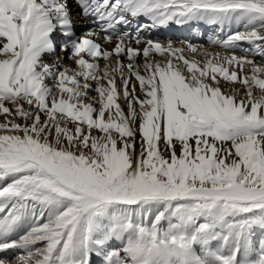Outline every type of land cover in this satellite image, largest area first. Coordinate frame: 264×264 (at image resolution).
<instances>
[{"label": "snow or ice", "instance_id": "obj_1", "mask_svg": "<svg viewBox=\"0 0 264 264\" xmlns=\"http://www.w3.org/2000/svg\"><path fill=\"white\" fill-rule=\"evenodd\" d=\"M0 117V264H264V0H0Z\"/></svg>", "mask_w": 264, "mask_h": 264}, {"label": "bare ground", "instance_id": "obj_2", "mask_svg": "<svg viewBox=\"0 0 264 264\" xmlns=\"http://www.w3.org/2000/svg\"><path fill=\"white\" fill-rule=\"evenodd\" d=\"M89 27H92V25L90 23H88L86 21H79L77 24V34L79 35V34L83 33ZM188 29H189L188 30L189 32H185L184 36L182 34L179 35L177 32H172V24H170L167 27H162V28H158V29H155V30H152L149 32H144V36H147L148 38H151L154 41H159V42L164 43V44L171 41L175 47H180L182 45V43L190 42L191 44H193L195 46H202L203 48L208 49L209 52H212V53L220 52L222 55L224 54L222 49L210 44L211 38H216V37L224 38V36H225V33L221 32L217 26L208 25V24L203 23V22H193V24L191 26H189ZM205 31H211L212 33H214L209 38L208 42L206 41L207 39L204 38V36L202 35V33H204ZM198 35H200V36H198ZM190 37H193V38L190 39ZM182 38H185V39H182ZM242 47H248V45L244 44V45H242ZM58 50L59 49H57V53L59 52ZM236 52H237V55L243 54L239 48L236 50ZM187 55L192 56L193 54L187 53ZM59 56L64 57L63 63L66 66H71L72 62L66 58V55L64 53H60ZM195 58L198 60L204 59V57L200 56V55L195 56ZM44 60H45V62L53 63V57L51 55L46 54L44 56ZM140 62L142 63L143 61H140ZM221 87H222V89L227 90L230 87V85L227 82L222 81ZM2 119H3V117H0V120H2Z\"/></svg>", "mask_w": 264, "mask_h": 264}, {"label": "rangeland", "instance_id": "obj_3", "mask_svg": "<svg viewBox=\"0 0 264 264\" xmlns=\"http://www.w3.org/2000/svg\"><path fill=\"white\" fill-rule=\"evenodd\" d=\"M59 51V50H58ZM57 55H60V53L58 52Z\"/></svg>", "mask_w": 264, "mask_h": 264}]
</instances>
